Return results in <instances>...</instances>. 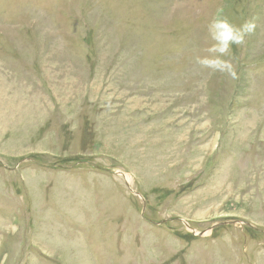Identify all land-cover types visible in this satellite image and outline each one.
I'll use <instances>...</instances> for the list:
<instances>
[{"label": "rangeland", "instance_id": "rangeland-1", "mask_svg": "<svg viewBox=\"0 0 264 264\" xmlns=\"http://www.w3.org/2000/svg\"><path fill=\"white\" fill-rule=\"evenodd\" d=\"M0 264H264V0H0Z\"/></svg>", "mask_w": 264, "mask_h": 264}]
</instances>
